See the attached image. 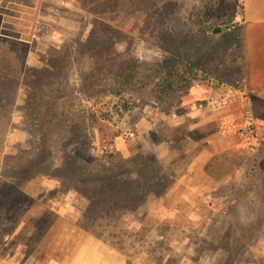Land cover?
I'll return each instance as SVG.
<instances>
[{
	"label": "rangeland",
	"instance_id": "374dc122",
	"mask_svg": "<svg viewBox=\"0 0 264 264\" xmlns=\"http://www.w3.org/2000/svg\"><path fill=\"white\" fill-rule=\"evenodd\" d=\"M240 13V0H0V70L22 73L0 88V263L88 235L126 264H264L263 158L204 154L192 170L217 127L187 113L243 78ZM76 156L96 180L69 176ZM151 157L166 188L136 210L96 205L125 160Z\"/></svg>",
	"mask_w": 264,
	"mask_h": 264
},
{
	"label": "crops",
	"instance_id": "0c3cea01",
	"mask_svg": "<svg viewBox=\"0 0 264 264\" xmlns=\"http://www.w3.org/2000/svg\"><path fill=\"white\" fill-rule=\"evenodd\" d=\"M240 3L239 29L244 74L239 88H229L223 98L209 102L205 107L193 108L187 113V116L198 119L197 122L201 124L214 122L217 127L215 132L208 135L211 138V149L200 152L194 160L192 170L197 175L202 170V164L199 165L197 161L201 162L204 154L207 158L203 164L215 154H247L249 151H256L264 160V0H240ZM246 107H250L253 121L260 132L256 142L240 139L236 134L237 127L243 124ZM78 238L75 250L61 254L58 258L52 256L40 259L28 256L20 261L21 258L18 259L15 255L0 264H126L125 258L119 252L101 241L88 235Z\"/></svg>",
	"mask_w": 264,
	"mask_h": 264
},
{
	"label": "trees",
	"instance_id": "16d2710c",
	"mask_svg": "<svg viewBox=\"0 0 264 264\" xmlns=\"http://www.w3.org/2000/svg\"><path fill=\"white\" fill-rule=\"evenodd\" d=\"M103 30V29H102ZM237 34L241 37V31L240 29L237 30ZM177 58V57H176ZM175 57L170 56L167 59V66L165 67L166 75H164V79L162 80V85H166L165 82H170L174 81L175 75L172 73V69L175 70ZM187 70H185L183 73L179 74V76L184 77L183 79L187 78L185 76ZM24 72V71H23ZM189 72V67L188 71ZM20 72L17 71H12L11 68H6V70H0V88H7L10 85L14 86V83L16 81H19L21 78ZM167 80V81H165ZM180 80V78L178 79ZM171 83L170 85H172ZM11 87V86H10ZM166 87V86H165ZM10 103L13 101L12 96L9 98ZM147 153H143L141 157H147ZM111 157V156H110ZM77 158V166L74 165V168L71 169L69 172V176H72L73 178L79 177L83 179V182H89V181H94L96 179H88V176L91 173L86 172V163H90L86 159L85 165L81 163V159L83 160L84 158L81 156H76ZM124 161V159H121ZM125 162L128 164V169L127 172L129 173L130 176L119 178L116 176V178L111 181L108 184H102L98 185L97 187V196H101V200L98 199L99 201H96V205H107L108 208L114 209V208H125V209H130V210H136L140 205L142 204L146 194L149 192L155 193L158 189L164 186V180L163 178L161 179V176L163 173L159 170V165L158 161L154 157H151L150 160L145 159H140V160H135V161H128L125 160ZM87 163V164H88ZM110 164V163H109ZM139 164L141 167L138 169H132L134 167L133 165ZM51 165H49V168ZM107 166H104L103 169L105 170ZM131 173V174H130ZM135 173L136 177H139V179L133 178L132 174ZM39 174H46L43 171H38L33 174H31L29 177L26 178V181L33 178L36 175ZM166 188V187H163Z\"/></svg>",
	"mask_w": 264,
	"mask_h": 264
},
{
	"label": "built area",
	"instance_id": "2783aa9c",
	"mask_svg": "<svg viewBox=\"0 0 264 264\" xmlns=\"http://www.w3.org/2000/svg\"><path fill=\"white\" fill-rule=\"evenodd\" d=\"M236 133L243 139L251 142H256L260 132L253 121V114L250 107H246L243 112V124L237 127ZM250 142V144H251ZM253 145V143L251 144Z\"/></svg>",
	"mask_w": 264,
	"mask_h": 264
},
{
	"label": "water",
	"instance_id": "95a60500",
	"mask_svg": "<svg viewBox=\"0 0 264 264\" xmlns=\"http://www.w3.org/2000/svg\"><path fill=\"white\" fill-rule=\"evenodd\" d=\"M220 31V29H215V30H213V32H219Z\"/></svg>",
	"mask_w": 264,
	"mask_h": 264
}]
</instances>
